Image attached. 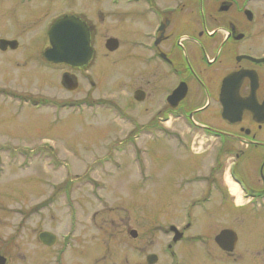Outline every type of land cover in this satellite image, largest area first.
I'll use <instances>...</instances> for the list:
<instances>
[{
  "label": "flooded vegetation",
  "instance_id": "af4514ba",
  "mask_svg": "<svg viewBox=\"0 0 264 264\" xmlns=\"http://www.w3.org/2000/svg\"><path fill=\"white\" fill-rule=\"evenodd\" d=\"M84 5L90 13L67 11L58 17L75 15L86 23L94 57L99 26L109 30L105 43H119L105 56L118 52L124 41L128 133L135 132V140L145 136L143 148L154 141L173 143V179L160 181L156 163L143 165V157L137 156L142 160H134L139 181L125 183L123 205H107L106 184H81L82 217L89 207L102 204L92 219L100 216L101 226L112 225L116 213L130 244L101 248L104 238L111 242L109 236L95 240L80 230L76 245L67 246L52 231L42 242L40 233L47 230H40L39 246H22L21 223L11 237L0 240V264H264L258 230L264 221V0H87ZM16 18H11L13 24ZM21 26L30 25L23 20ZM1 40L16 46L0 44V62L5 57L7 63L0 65V75L37 61L46 69L59 67L57 84L68 92L82 90L86 79L94 86L89 76L79 74L86 66L55 64L43 57L48 36ZM39 41L44 46L36 53L32 47ZM20 88L3 84L0 77V115L5 108L27 112L47 103L43 96H32L29 87L24 93ZM4 146L0 141V156L15 155L16 150ZM28 204L17 208L1 203L0 222L30 219L37 209ZM167 206L175 219L166 225ZM122 253L123 262L117 260Z\"/></svg>",
  "mask_w": 264,
  "mask_h": 264
},
{
  "label": "rangeland",
  "instance_id": "374dc122",
  "mask_svg": "<svg viewBox=\"0 0 264 264\" xmlns=\"http://www.w3.org/2000/svg\"><path fill=\"white\" fill-rule=\"evenodd\" d=\"M86 1H75L80 4L76 7L68 6L65 0H0V37H46L49 25L60 14L67 11L90 13L91 10L84 5ZM15 17L18 19L13 24L11 18L13 20ZM23 20L30 26H21ZM107 33L109 30L106 27L99 26L98 41H95L96 56L79 72L83 77L89 76L93 87L86 79L83 80L82 90L68 92L57 84L62 70L59 67H39L37 61H32V66L24 68L21 64L23 69H10V73L4 71L0 75L3 84L20 86L17 90L21 93L29 87L28 91L33 90L32 96H43L47 100L44 106L32 107L27 112L10 107L5 108L0 115V141L10 146L8 149L16 150L14 156L7 153L0 156V204L18 208L21 203L28 204L36 200L33 202L36 205L32 206L37 209L30 219L29 216L23 219L19 217L15 222L12 218L3 219L0 222V240L11 237L17 225L19 227L23 223L18 235L22 246H39L40 230L55 233L61 240L60 244L76 245L79 231L84 230L86 238L94 235L95 240H101L109 236L111 242L104 238L101 248L110 244L123 247L130 244V238L125 234L127 227L123 225L124 221L116 213L112 214L116 218L114 224L108 221L101 226L100 216L92 219L93 212L102 206L99 203L89 207L90 213L82 217L79 208L81 184H106L109 188L106 190L109 197L107 205H123L125 183L139 181L134 163V160L142 161L139 157H143V165H149V161L156 163L160 181H172L177 156L173 151V143L168 145V142L160 140L145 143L143 148L146 137L135 140L136 133L132 136L128 133L131 126L127 122L126 105L130 86L127 83L125 43L122 41L118 52L105 56L107 50L103 38ZM43 46L44 43L39 41L32 49L38 53ZM0 65L7 66L5 57H1ZM20 75L22 77L19 79ZM62 103H74V106L68 104L61 107ZM18 104L15 106L18 107ZM20 107L29 108L21 103ZM143 149L147 157H144ZM17 151L23 153L17 155ZM151 181H156V177ZM67 186L70 187L68 192L64 189ZM90 187L86 186L88 191ZM29 205V208L32 207ZM167 207L164 219L166 225L175 219L168 214L172 213L171 207H168L169 212ZM121 216H125V213ZM258 230L264 243V221L260 222ZM118 256L121 257L117 260L123 262L124 254Z\"/></svg>",
  "mask_w": 264,
  "mask_h": 264
},
{
  "label": "water",
  "instance_id": "95a60500",
  "mask_svg": "<svg viewBox=\"0 0 264 264\" xmlns=\"http://www.w3.org/2000/svg\"><path fill=\"white\" fill-rule=\"evenodd\" d=\"M50 48L44 52L47 60L54 63H68L73 66L87 65L93 56V49L90 44V32L85 22L75 16H64L53 23L48 32ZM0 44L6 46L10 44L15 48L16 42L1 40ZM106 47L110 51L118 48V41L109 40ZM66 80V77H64ZM64 80V84L67 81ZM75 87H70L74 89ZM50 233L40 235L44 242ZM219 240V238H218Z\"/></svg>",
  "mask_w": 264,
  "mask_h": 264
}]
</instances>
